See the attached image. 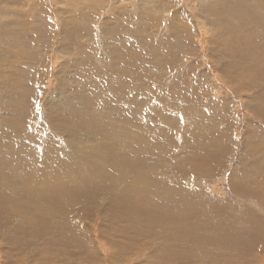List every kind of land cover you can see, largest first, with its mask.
<instances>
[{"label":"rangeland","instance_id":"1","mask_svg":"<svg viewBox=\"0 0 264 264\" xmlns=\"http://www.w3.org/2000/svg\"><path fill=\"white\" fill-rule=\"evenodd\" d=\"M87 1L0 0V264H264V0Z\"/></svg>","mask_w":264,"mask_h":264},{"label":"bare ground","instance_id":"2","mask_svg":"<svg viewBox=\"0 0 264 264\" xmlns=\"http://www.w3.org/2000/svg\"><path fill=\"white\" fill-rule=\"evenodd\" d=\"M84 1H87V0H71V2H66L65 4H64V8H65V11L64 12H68V13H70L69 15H62V16H60L59 17V27H60V30H62L61 31V33L63 34V35H68L69 33H71V32H73L74 31V26H76V22L78 21V19H79V17H80V15H81V13L82 12H85V10H83V11H80V10H78V9H74V6L76 5V4H79V3H82V2H84ZM110 2V1H109ZM122 2V1H121ZM86 3V8H88V7H90L92 4H90V2H85ZM110 4V3H109ZM119 4L120 3H118V5L115 7V10H114V12H113V14L112 15H110L109 17H108V19L110 18L112 21H110V19L109 20H104V23H103V25H105L106 27L107 26H111V27H114V22H115V17L117 16V15H121L122 13H123V10H120L121 8H120V6H119ZM94 6V5H93ZM100 7V6H99ZM99 7H92V8H95V9H99ZM4 15H8V13L9 12H11L12 13V21L13 22H17V21H20L22 18H23V14H22V12H21V10H18V9H6V10H0ZM134 18V17H133ZM140 21V20H139ZM138 21V22H139ZM155 20H152L151 19V22H154ZM7 26H8V21L6 20V19H2V20H0V29L1 30H3L4 31V34H6V33H8V28H7ZM73 29V30H72ZM84 29V28H83ZM8 39H7V42L9 43V44H11V42L13 41V35H10V36H8L7 37ZM73 39H71V41H72ZM3 41V40H2ZM70 41V42H71ZM69 42V41H68ZM67 42V44L69 45L70 43H68ZM74 43H75V41H74ZM71 44H73V42L71 43ZM70 44V45H71ZM66 45V44H65ZM5 52L7 53V51L5 50V49H3L2 50V53H0V61H1V59H3V60H6L7 61V58H6V54H5ZM2 66H0V70L3 72V76L5 75V71H4V67L3 68H1ZM14 71H18V67L16 66V68H14ZM2 72L0 73V74H2ZM133 73V72H132ZM6 75L7 76H9L10 75V73H8L7 71H6ZM5 75V77H7ZM133 75V74H132ZM0 76H2V75H0ZM4 77V78H5ZM121 77V76H120ZM8 79H9V77H7ZM0 80H3L1 77H0ZM131 80V79H130ZM8 81V80H7ZM1 82V81H0ZM2 83H3V81H2ZM2 105V104H1ZM1 108H3V107H1ZM6 108V107H5ZM8 109H9V107H7ZM11 109V108H10ZM9 109V110H10ZM4 110H7V109H4ZM3 110V111H4ZM16 111V110H15ZM7 112V111H6ZM3 113V112H2ZM8 113V112H7ZM12 113V111L10 112V114ZM1 114V113H0ZM5 114V113H4ZM4 114L2 115V116H4ZM9 115V114H8ZM6 116V115H5ZM17 116V115H16ZM1 118H3V117H1ZM8 118V117H7ZM13 118H14V116H13ZM16 118H18V116L16 117ZM2 120H4V119H2ZM2 120L0 121L1 123L0 124H5V123H3L2 122ZM8 120V119H7ZM10 120V119H9ZM6 121V120H5ZM8 122H11V121H8ZM13 122L14 121H12V125H14L13 124ZM26 123V122H25ZM8 124V123H7ZM17 124H19V123H17ZM68 124H70V123H68ZM15 125H16V123H15ZM27 125V124H26ZM25 125V126H26ZM9 126V125H8ZM7 126V127H8ZM17 127H18V125H16ZM16 126H14V127H16ZM20 126V125H19ZM28 126V125H27ZM3 127V126H2ZM5 127H6V124H5ZM6 127V128H7ZM10 127H11V125H10ZM16 127V128H17ZM22 127V126H21ZM13 128V127H12ZM24 128V127H23ZM9 129V128H8ZM7 129V130H8ZM11 129V128H10ZM27 129V131H29L28 130V127L26 128ZM25 129V130H26ZM1 130V129H0ZM3 130L4 129H2V131H0V134H1V136H2V133H4L3 132ZM7 130L5 129V132L7 133ZM14 130V129H13ZM12 131V130H11ZM15 131V130H14ZM16 131H19V130H16ZM26 131V132H27ZM23 132H25L24 130H23ZM13 133V132H12ZM11 133V134H12ZM18 133V132H17ZM20 133H21V131H20ZM28 133V132H27ZM10 134V135H11ZM24 134V133H23ZM26 134V133H25ZM36 134H38V133H36ZM36 134H35V136H36ZM96 134V133H95ZM3 135H5V134H3ZM7 135H8V133H7ZM17 135H19V134H17ZM104 135V134H103ZM102 135V136H103ZM106 135V134H105ZM24 136V135H23ZM23 136H21V137H23ZM26 136V135H25ZM24 136V137H25ZM34 136V137H35ZM104 137V136H103ZM110 137V136H109ZM4 138V137H3ZM5 138H7V137H5ZM9 139V138H8ZM91 139H93L92 137H91ZM1 140V139H0ZM3 141V140H2ZM5 141V140H4ZM28 141V140H27ZM7 142H8V140H7ZM2 143V142H1ZM0 143V144H1ZM5 143V142H4ZM3 143V144H4ZM9 143H10V140H9ZM6 144V143H5ZM12 144V143H11ZM6 145H8V144H6ZM12 146V145H11ZM14 146V145H13ZM12 146V147H13ZM8 147V146H7ZM16 147V146H15ZM9 148V147H8ZM14 148V147H13ZM5 149V148H4ZM4 149H1V150H3L4 151ZM7 150V148L5 149V151ZM15 151V150H14ZM13 151V152H14ZM17 151H19V149L17 150ZM8 152V154H9V150L7 151ZM13 152H12V154H13ZM1 153L2 152H0V155H1ZM4 153V152H3ZM11 153V152H10ZM19 153V152H18ZM17 152H16V154H18ZM42 154V153H41ZM11 155V154H10ZM14 155V154H13ZM12 155V156H13ZM3 156H4V154H3ZM5 157H10V156H5ZM15 157V156H14ZM1 158V157H0ZM16 158H17V156H16ZM37 158V157H36ZM3 159V158H2ZM1 159V160H2ZM19 159V160H18ZM17 160H18V163H22L23 162V160L24 159H22V158H18ZM1 160H0V162H1ZM15 160V159H14ZM9 162H12V161H10V160H8ZM20 161V162H19ZM32 161V160H31ZM2 163V162H1ZM13 163H15V161L13 162ZM25 163H26V161H25ZM24 163V164H25ZM29 163V162H28ZM38 163V162H37ZM3 164V163H2ZM42 164V163H41ZM40 164V166H42ZM7 165V164H6ZM9 166V165H8ZM10 166H11V164H10ZM9 166V167H10ZM21 166V165H20ZM20 166H17V167H19V168H21ZM28 166V165H27ZM13 167V166H12ZM12 167L10 168V170L12 169ZM14 168V169H18V168ZM33 167V166H32ZM31 167V168H32ZM35 167V166H34ZM28 168V167H27ZM38 168V167H37ZM22 169H24V168H22ZM15 170V171H16ZM26 170V169H25ZM24 170V171H25ZM29 170V169H28ZM6 171H8V170H6ZM12 172H13V170H11ZM15 171H14V173H15ZM23 171V172H24ZM30 171V170H29ZM41 171V170H40ZM3 172V171H2ZM17 172H19V171H17ZM35 172V171H34ZM39 172V171H38ZM8 173V172H7ZM21 173V172H20ZM28 173V172H27ZM31 173H33V172H31ZM41 173V172H40ZM39 173V174H40ZM23 174V173H22ZM37 174V173H36ZM0 175H1V173H0ZM5 175H6V173H5ZM24 175H25V173H24ZM28 175V174H27ZM27 175H25V176H27ZM35 175V174H34ZM1 176H3V174L1 175ZM29 176V175H28ZM32 176H33V174H32ZM17 177H18V175H17ZM16 177V178H17ZM30 177V176H29ZM5 178V177H4ZM3 178V179H4ZM10 178H11V176H10ZM13 178H14V176H13ZM24 178V177H23ZM33 178V177H32ZM42 178V177H41ZM44 178V177H43ZM250 178V180L251 179H254V177L253 176H250L249 177ZM19 179V178H18ZM17 179V180H18ZM37 179H38V177H37ZM12 180V179H11ZM15 180V179H14ZM30 181L32 180L31 178L29 179ZM28 180V181H29ZM5 181V180H4ZM19 181H21V179L19 180ZM38 181V180H37ZM0 182H1V180H0ZM8 182V181H7ZM23 182V181H22ZM55 182V181H54ZM3 183V182H2ZM13 183V182H12ZM11 183V184H12ZM24 183V182H23ZM25 183H26V181H25ZM56 183V182H55ZM14 184V183H13ZM16 184V183H15ZM34 184V183H33ZM36 184V183H35ZM258 184H260V185H264V181L263 180H261V181H259V183ZM10 185V184H9ZM8 185V186H9ZM29 185H30V183H29ZM31 185H32V183H31ZM31 185H30V187H31ZM15 186V185H14ZM13 186V187H14ZM17 186H19V185H17ZM21 186H22V184H21ZM27 186V188H28V185H26ZM6 188V187H5ZM24 188V187H23ZM27 188L25 187L24 189H26L27 190ZM36 188H37V186H36ZM12 189V188H11ZM15 189V188H14ZM14 189H12V190H14ZM38 189V188H37ZM28 190H29V188H28ZM27 190V191H28ZM34 191V190H33ZM36 192V191H35Z\"/></svg>","mask_w":264,"mask_h":264},{"label":"snow or ice","instance_id":"3","mask_svg":"<svg viewBox=\"0 0 264 264\" xmlns=\"http://www.w3.org/2000/svg\"><path fill=\"white\" fill-rule=\"evenodd\" d=\"M36 111L39 112L40 111V108H39V103L37 102V105H36Z\"/></svg>","mask_w":264,"mask_h":264}]
</instances>
